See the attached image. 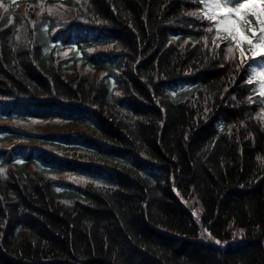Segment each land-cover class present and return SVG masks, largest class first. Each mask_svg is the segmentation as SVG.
Instances as JSON below:
<instances>
[{
  "label": "trees",
  "instance_id": "trees-1",
  "mask_svg": "<svg viewBox=\"0 0 264 264\" xmlns=\"http://www.w3.org/2000/svg\"><path fill=\"white\" fill-rule=\"evenodd\" d=\"M206 3L0 0V264H264V96Z\"/></svg>",
  "mask_w": 264,
  "mask_h": 264
},
{
  "label": "snow or ice",
  "instance_id": "snow-or-ice-1",
  "mask_svg": "<svg viewBox=\"0 0 264 264\" xmlns=\"http://www.w3.org/2000/svg\"><path fill=\"white\" fill-rule=\"evenodd\" d=\"M213 7L223 9L206 17L217 26V38L234 43L240 48L242 58L246 55L242 46L247 45V51L252 53L249 59L264 64V0H215ZM220 25H224V35H220ZM232 51L229 47L228 52ZM241 62L243 63V59ZM253 74L256 75L255 70ZM259 75L264 77V71ZM248 82L252 83L253 80ZM261 95L264 96V92ZM249 100L251 101V98ZM0 172H3V169H0ZM216 243L219 244L220 241Z\"/></svg>",
  "mask_w": 264,
  "mask_h": 264
},
{
  "label": "rangeland",
  "instance_id": "rangeland-1",
  "mask_svg": "<svg viewBox=\"0 0 264 264\" xmlns=\"http://www.w3.org/2000/svg\"><path fill=\"white\" fill-rule=\"evenodd\" d=\"M206 6H207V12H208V14H212V13H214V12H219V11H222L223 9L221 8V9H217V8H215V7H213V5H214V3H215V0H206ZM219 28H220V32H222V33H224L223 32V28H224V25H220L219 26ZM225 34V33H224ZM242 47H244L245 48V45H243ZM251 55H252V53L251 52H249ZM254 70H255V72H256V75H254V79L255 80H257V82L259 83V87H260V89H261V92H264V77H261L260 75H259V73L261 72V71H264V64H262L260 61H255L254 62ZM198 232H199V235H200V237L203 239V240H205V239H213V238H211L210 236H206V235H210L209 234V232H208V230L207 229H202V228H200L199 230H198ZM206 233V234H205ZM213 241H217V239H214ZM234 242V241H233ZM220 243L222 244V245H227V243H228V240H223V241H220Z\"/></svg>",
  "mask_w": 264,
  "mask_h": 264
}]
</instances>
